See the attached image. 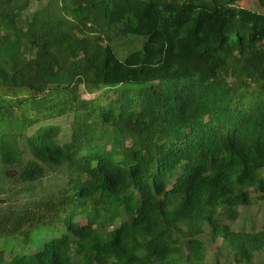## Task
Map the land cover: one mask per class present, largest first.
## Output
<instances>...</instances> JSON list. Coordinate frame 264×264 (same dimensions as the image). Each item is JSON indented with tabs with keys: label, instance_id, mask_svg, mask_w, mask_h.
Here are the masks:
<instances>
[{
	"label": "trees",
	"instance_id": "1",
	"mask_svg": "<svg viewBox=\"0 0 264 264\" xmlns=\"http://www.w3.org/2000/svg\"><path fill=\"white\" fill-rule=\"evenodd\" d=\"M30 1L0 0V179L46 186L6 197L0 264H202L204 229L254 264L264 228L229 223L264 199V0Z\"/></svg>",
	"mask_w": 264,
	"mask_h": 264
},
{
	"label": "rangeland",
	"instance_id": "2",
	"mask_svg": "<svg viewBox=\"0 0 264 264\" xmlns=\"http://www.w3.org/2000/svg\"><path fill=\"white\" fill-rule=\"evenodd\" d=\"M43 3L44 0H39L37 1V3L30 1L29 8L26 12H24V16H31L32 13L38 10L40 5ZM240 4L243 6L250 7L252 1L240 0ZM81 96L83 98H91L84 93H82ZM50 122L54 123V125H57L60 128L58 141L60 143L67 142L68 139H70L68 132L69 119L62 118ZM40 185L41 188L39 185L32 187V190L29 191L30 193L21 192L18 195V192H16V188L18 186H15V184L13 186V184H11L8 180L3 181L0 179V217L2 214H7V209L5 207L6 205H4L6 204L5 199L7 196L10 199L11 205H15V207L17 206V209H24V207H21V204L25 203L26 201H29L31 198L35 199L36 195L38 194H42V191H44L43 188L46 186L45 179L40 182ZM19 189L25 188H23V186H19ZM250 198H252L251 205L245 208H240L238 210L237 220L235 222L229 223V226L232 231H244L246 233H250L264 228V199L257 198V194H251ZM34 199H31L30 201ZM7 223L8 222H3L2 224H0V251H7L9 247L15 243L14 241L17 237L16 231L13 232L12 228L9 227ZM198 240L202 241L204 244L202 264H214L215 262H217V264H231V253L223 248L218 251L219 247L222 246L221 240H217L216 242H212L211 240H209L206 229H204V234L199 237ZM258 262H264V250L255 255L253 263L258 264Z\"/></svg>",
	"mask_w": 264,
	"mask_h": 264
}]
</instances>
